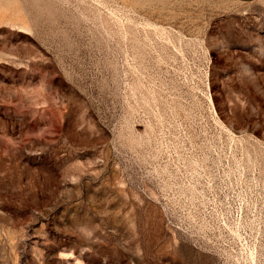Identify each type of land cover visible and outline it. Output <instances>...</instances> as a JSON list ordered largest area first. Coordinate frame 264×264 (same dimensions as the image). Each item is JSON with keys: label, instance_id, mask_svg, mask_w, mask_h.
Instances as JSON below:
<instances>
[{"label": "rangeland", "instance_id": "1", "mask_svg": "<svg viewBox=\"0 0 264 264\" xmlns=\"http://www.w3.org/2000/svg\"><path fill=\"white\" fill-rule=\"evenodd\" d=\"M264 264V0H0V264Z\"/></svg>", "mask_w": 264, "mask_h": 264}, {"label": "bare ground", "instance_id": "2", "mask_svg": "<svg viewBox=\"0 0 264 264\" xmlns=\"http://www.w3.org/2000/svg\"><path fill=\"white\" fill-rule=\"evenodd\" d=\"M255 255H254V253L252 254V259H253V261H254V263L256 264V258L254 257Z\"/></svg>", "mask_w": 264, "mask_h": 264}]
</instances>
